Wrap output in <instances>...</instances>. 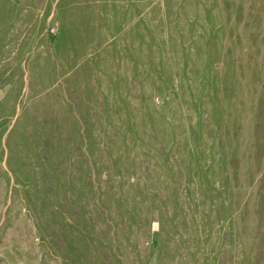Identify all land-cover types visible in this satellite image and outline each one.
Instances as JSON below:
<instances>
[{
    "label": "rangeland",
    "instance_id": "obj_1",
    "mask_svg": "<svg viewBox=\"0 0 264 264\" xmlns=\"http://www.w3.org/2000/svg\"><path fill=\"white\" fill-rule=\"evenodd\" d=\"M2 8L0 264H264V0Z\"/></svg>",
    "mask_w": 264,
    "mask_h": 264
},
{
    "label": "crops",
    "instance_id": "obj_2",
    "mask_svg": "<svg viewBox=\"0 0 264 264\" xmlns=\"http://www.w3.org/2000/svg\"><path fill=\"white\" fill-rule=\"evenodd\" d=\"M1 1L2 0H0V2ZM16 13L18 14L19 12H16ZM20 14H21V12L19 13V15ZM25 14H28V12H25ZM11 16H12L11 8L10 9L9 8L8 9H6V8L0 9V31H1V29H6L5 27L7 26V29L9 30V32H8L9 34L7 35V37L9 39H10V36H11V24H12V21H13V18L11 19ZM19 18L22 19V16L20 15Z\"/></svg>",
    "mask_w": 264,
    "mask_h": 264
}]
</instances>
